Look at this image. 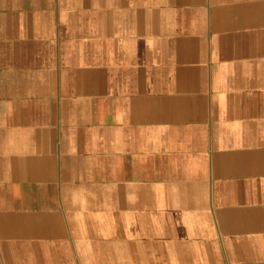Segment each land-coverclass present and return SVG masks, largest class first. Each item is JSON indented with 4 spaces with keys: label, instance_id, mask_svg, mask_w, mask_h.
Instances as JSON below:
<instances>
[{
    "label": "crops",
    "instance_id": "crops-1",
    "mask_svg": "<svg viewBox=\"0 0 264 264\" xmlns=\"http://www.w3.org/2000/svg\"><path fill=\"white\" fill-rule=\"evenodd\" d=\"M0 264H264V0H0Z\"/></svg>",
    "mask_w": 264,
    "mask_h": 264
}]
</instances>
